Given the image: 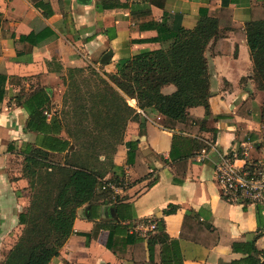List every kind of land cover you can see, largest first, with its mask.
Here are the masks:
<instances>
[{
  "label": "crops",
  "instance_id": "1",
  "mask_svg": "<svg viewBox=\"0 0 264 264\" xmlns=\"http://www.w3.org/2000/svg\"><path fill=\"white\" fill-rule=\"evenodd\" d=\"M155 1L156 4L149 0H91L86 4L81 0H0V75L6 78L5 95L0 102V204L1 199H8L11 193L29 187L28 181L22 178V169L11 179L7 165L16 156L23 163L22 146L35 142L40 136L27 130L31 117L27 105L35 94L45 92L49 96L51 102L45 114L50 123L56 117V108H60L59 99L65 91L63 83L69 70L98 66L99 72L116 74L120 60L161 50V44L154 41L158 32L143 30L142 26L160 24L168 14L180 16L183 28L194 30L204 11L217 18L222 8V0ZM262 4L263 0H241V4L230 7L232 28H220L218 43V49L229 54L215 55L214 40L207 48L211 117L204 121L201 131L167 130L163 115L154 111L144 113L135 100L129 101L141 114V122L146 127L140 158L152 177L143 181L127 166V144L140 135V124L130 122L125 145L118 148L115 164L124 170L125 180L130 185L118 195L123 203L133 207L134 217L122 223L124 228L117 241L132 234L145 239V251H139L138 262L122 260L108 250L109 231L102 230L89 245L85 237L78 235L91 233L97 223L117 220L118 210L114 206H103L78 211L74 223L76 234L51 264H159L161 247L157 248L155 262L151 263L147 240L152 232L149 225L160 221H164L167 235L179 241L184 264H235L245 259V255L233 251L228 240H254L264 263V201L257 205L228 203L217 182V165L221 158L232 157L239 169L254 164L264 167V136L261 135L264 92L257 89L252 78L253 62L245 35L251 9ZM51 35L53 37L48 38ZM28 37L30 41H21ZM37 42L41 44L36 45ZM110 51L113 53L111 62L102 65L103 57ZM176 91L173 85L162 89L167 96ZM249 100L251 105L245 109ZM189 114L205 120L207 112L204 107H196L191 108ZM60 136L68 139L64 130ZM175 137L200 140L210 148L207 158L199 153L189 161L181 185L174 183L178 174L175 163L170 160ZM155 178L158 183L149 189L148 185ZM15 205L23 207L17 202ZM258 205L262 209L260 218ZM170 206L177 207V213L165 216L164 211ZM108 209L112 210L106 212ZM188 212L192 217L199 216V221L188 225L184 230L185 238H181ZM21 213L18 209L14 211L16 219ZM202 224L212 228L206 229ZM132 249L129 247L128 252Z\"/></svg>",
  "mask_w": 264,
  "mask_h": 264
},
{
  "label": "trees",
  "instance_id": "2",
  "mask_svg": "<svg viewBox=\"0 0 264 264\" xmlns=\"http://www.w3.org/2000/svg\"><path fill=\"white\" fill-rule=\"evenodd\" d=\"M149 1L156 4L155 0ZM81 2L87 4L91 0ZM239 4L241 0H222L217 18L210 17L209 12L204 11L194 30L183 28L180 16L168 14H165L160 24L142 26L143 30L158 32V38L154 41L161 44V50L120 60L116 74L103 73L106 79L96 75L100 84L94 93H87L88 98L72 96L69 101L66 100L68 105H71L70 102L72 105L64 113V119L56 114L48 123L45 108L51 101L45 92L31 98L27 105L31 110L27 130L40 136L33 143H25L20 155L23 156L22 178L28 181L32 199L27 212L19 216V223L25 227L22 236L2 264H51L76 234L74 223L78 211L82 208L96 210L103 206H114L119 212L117 220L97 223L91 233L78 235L85 237L89 245L102 230L109 231L108 250L122 260L138 262L139 251H145V239L132 234L117 241L124 228L122 223L134 217V209L123 203L119 195L108 187L109 184H116L124 190L130 187L125 186L124 170L115 164L118 148L125 145L130 122L140 124V135L127 144V166L132 167L143 181L152 177L140 158V145L146 127L141 122V114L128 101L135 100L138 109L144 113L154 111L163 115L167 130L180 128L189 133L201 131L204 121L211 117V74L206 51L214 40L215 55L229 54V51L218 49L220 28L231 30L230 7ZM250 12L251 19L246 24L245 35L253 62L252 78L257 89L264 92V0L261 7L253 8ZM21 41H30V37ZM86 69L69 70L65 83L70 80L73 82L74 77ZM170 85L175 86L177 91L169 96L164 95L162 89ZM5 87L6 78L0 75V102L4 98ZM250 105L249 100L244 108ZM196 107L206 109L205 120L190 116L189 110ZM261 122V135L264 136V104ZM63 130L68 139L61 138ZM217 133V130L213 131L215 137ZM204 149L207 152L210 150L200 140L174 138L170 160L177 169L178 177L174 178L176 185L183 184L189 161ZM10 150L12 152L14 149ZM102 158L104 161H101ZM252 169L258 171L260 166L254 164ZM157 183L158 179H153L148 188H153ZM177 210V207L170 206L164 215H174ZM261 211L258 205L259 218ZM198 221L199 216L192 217L191 212H188L181 238H185L184 230L188 225ZM153 224L155 230L147 240L150 262H155L157 248L161 247L159 264H184L179 241L167 235L164 221ZM202 225L206 229L212 228ZM227 243L235 253L246 256L235 264H264L261 261L262 253L257 250L254 240H228ZM129 247L133 248L131 252H128Z\"/></svg>",
  "mask_w": 264,
  "mask_h": 264
},
{
  "label": "rangeland",
  "instance_id": "3",
  "mask_svg": "<svg viewBox=\"0 0 264 264\" xmlns=\"http://www.w3.org/2000/svg\"><path fill=\"white\" fill-rule=\"evenodd\" d=\"M98 68V66H96ZM95 67L90 66V68L86 69V71L82 74H78L74 77V81L66 82L64 81L65 91L60 95V108L57 109L56 106V114L64 119V113H67L70 110L71 105L66 103V100L70 99L72 96L76 97H85L88 98V94L90 92H95L97 85L100 84L99 78L96 75H99L101 78L106 79L104 76V72L98 71ZM70 83V86H69ZM71 83H73V87H71ZM131 101V100H129ZM128 101V102H129ZM130 105V104H129ZM131 106V105H130ZM104 161V158L101 159ZM10 163L7 165V171L10 173L11 179H15V174L19 172L23 167V163L20 162V159L16 156L10 159ZM32 192L30 188L25 189L23 191L18 190L14 193L10 194L8 199H1L0 204V264H2L9 252L16 246L20 237L22 236L24 226L19 223V219H16V214L14 211L18 209V211H22V213H26L29 204L31 203ZM22 200V202H20ZM11 202V205L8 203ZM16 202L18 204L23 205L25 207L21 209V207H16ZM13 203V204H12ZM18 206V205H17ZM21 213V214H22Z\"/></svg>",
  "mask_w": 264,
  "mask_h": 264
},
{
  "label": "built area",
  "instance_id": "4",
  "mask_svg": "<svg viewBox=\"0 0 264 264\" xmlns=\"http://www.w3.org/2000/svg\"><path fill=\"white\" fill-rule=\"evenodd\" d=\"M201 154L205 159L209 152L204 149ZM217 182L223 199L228 203L257 205L264 201V167L262 166L258 171L250 166L239 169L232 157L221 158V162L217 165ZM128 185L126 179L125 186ZM108 187L115 194L125 191L116 184H109ZM155 227V224L149 225L148 229L153 232Z\"/></svg>",
  "mask_w": 264,
  "mask_h": 264
},
{
  "label": "water",
  "instance_id": "5",
  "mask_svg": "<svg viewBox=\"0 0 264 264\" xmlns=\"http://www.w3.org/2000/svg\"><path fill=\"white\" fill-rule=\"evenodd\" d=\"M112 58H113V53L110 51L103 57L101 64L102 65H108L111 62ZM219 162L220 161H218L216 163H219ZM109 210H112V209H108V210H106V212Z\"/></svg>",
  "mask_w": 264,
  "mask_h": 264
}]
</instances>
